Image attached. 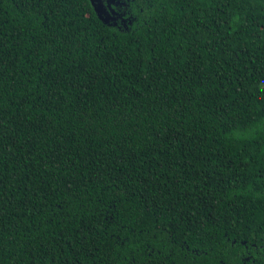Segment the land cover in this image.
Segmentation results:
<instances>
[{
    "label": "trees",
    "instance_id": "16d2710c",
    "mask_svg": "<svg viewBox=\"0 0 264 264\" xmlns=\"http://www.w3.org/2000/svg\"><path fill=\"white\" fill-rule=\"evenodd\" d=\"M0 0V264H264V0Z\"/></svg>",
    "mask_w": 264,
    "mask_h": 264
},
{
    "label": "water",
    "instance_id": "95a60500",
    "mask_svg": "<svg viewBox=\"0 0 264 264\" xmlns=\"http://www.w3.org/2000/svg\"><path fill=\"white\" fill-rule=\"evenodd\" d=\"M95 5V9L105 23H108L111 20H116L115 17L105 8L104 4L100 3V0H92ZM111 2H115V0H111Z\"/></svg>",
    "mask_w": 264,
    "mask_h": 264
},
{
    "label": "flooded vegetation",
    "instance_id": "af4514ba",
    "mask_svg": "<svg viewBox=\"0 0 264 264\" xmlns=\"http://www.w3.org/2000/svg\"><path fill=\"white\" fill-rule=\"evenodd\" d=\"M112 13V11H110Z\"/></svg>",
    "mask_w": 264,
    "mask_h": 264
}]
</instances>
